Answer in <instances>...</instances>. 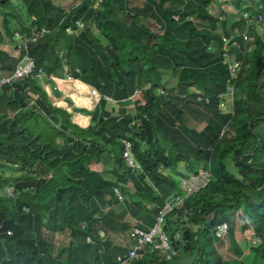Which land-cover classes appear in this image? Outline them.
I'll list each match as a JSON object with an SVG mask.
<instances>
[{
	"label": "trees",
	"instance_id": "obj_1",
	"mask_svg": "<svg viewBox=\"0 0 264 264\" xmlns=\"http://www.w3.org/2000/svg\"><path fill=\"white\" fill-rule=\"evenodd\" d=\"M124 1L103 0L94 7L95 0H81L63 12L48 36L28 47L36 73L42 70L48 78L63 71L61 51L75 53L89 85L102 96L94 111L77 109L92 115L89 127H79L66 110L53 106L35 76L0 88V264H118L129 247L117 244L114 236L127 232L131 216L140 217L141 228L153 226L173 192L183 195V201L165 216L163 230L175 255L166 259L149 248L131 264H227L215 246L216 227L223 222L241 263L264 264V28L258 16L252 15L248 27V50L242 38L240 47L231 50V57L243 63L234 82L241 96L232 100L223 41L215 32L219 21L210 11L214 0H146L134 10L124 7ZM14 2L30 19L28 28L17 30L18 39L23 41L32 27L50 28L45 0H0V10ZM148 16L162 33L143 23ZM126 17L129 24L122 19ZM195 18L210 28L198 29ZM79 20L83 29L76 25ZM235 27L247 29L241 17L221 22L225 36ZM69 28L71 45L64 36ZM127 44L125 68L117 52ZM9 56L0 49V61ZM16 64L5 66L10 74ZM170 69H182L188 78L168 88L164 74ZM192 87L201 89L209 103L198 102ZM137 90L136 115L125 108L117 115L107 110L104 95L121 103ZM190 101L210 112L202 130L186 123L183 107ZM222 102L227 110L221 109ZM38 119L49 129L39 135L29 125ZM124 141L131 143L135 167L126 163ZM111 147L118 150L117 168L110 173L116 182L99 168ZM203 168L211 171L212 181L185 195L179 177L184 170ZM135 171L140 175L132 184ZM7 186L14 196L5 193ZM119 202L124 208L117 212L111 205ZM98 226L105 238L96 234ZM67 230L69 252L60 258L53 253L51 235ZM247 231L260 241L250 243Z\"/></svg>",
	"mask_w": 264,
	"mask_h": 264
},
{
	"label": "crops",
	"instance_id": "obj_2",
	"mask_svg": "<svg viewBox=\"0 0 264 264\" xmlns=\"http://www.w3.org/2000/svg\"><path fill=\"white\" fill-rule=\"evenodd\" d=\"M45 1H46V8H47V16L50 21V26H49L50 28H47L48 30L50 29L52 30L58 25L60 17L63 15V12L70 11L71 9L76 7L78 4H80L81 2V0H45ZM145 2L146 0H125L123 6L128 8L129 10L130 9L134 10L133 8L143 7ZM239 2L242 7H238V5H235L236 3H239ZM176 5L180 7V3H176ZM248 7H252V3L249 0H214L213 5H211L210 7V11H211V14H213L214 16L216 15L215 14L216 11L218 10L222 13L223 16H225V18L227 17L238 18V17H241V12L246 10ZM126 18H130V17H126ZM151 19H153L152 16H148L147 18L145 17L144 20L142 18V21L151 20ZM208 25L210 27L209 23ZM29 26H30V19L27 16L25 8L23 6L20 7V4H17L14 2L10 5L2 7V10H0V49L3 50V52H7L8 54H10L8 59L5 58L3 61H0V76L10 75L9 73L10 71L7 70L5 66L10 65L13 62H15V64L18 63L15 58V55L21 54V57H22L24 53V49L22 45L23 41L21 39H18L15 36L12 37V35L10 34L6 35L5 30L11 28V30L16 29L17 31L18 29H22L21 27H23L24 29V28H28ZM218 27L215 32L219 34L222 38L225 35L223 34L221 28H220V31L218 30ZM12 42H14L15 45L17 46L14 48L18 49V51L14 53V57H12L11 51L6 48V46H9L11 48ZM66 53H67L66 59L63 62V66L64 64H68L73 70H75L76 68H79L80 72L78 73H80L82 76L77 75L78 73L75 72V79H73L72 81H69V80H66L65 73L64 71H62L57 76H53L51 78H48L45 76L41 79L39 78V80L41 82V86L43 87L44 91L47 94L48 101L53 106L66 110L70 114L71 121L74 124L78 125L81 128H87L92 124V115L79 112L77 111V109H86L89 111H94V109L97 107L99 100L101 98L100 99L98 98L99 92L89 85L88 77L82 73L81 67L79 65L78 57L75 55V53L71 50H69V52L66 51ZM75 62L77 64H75ZM173 70L174 69H170L169 71L165 72V74H170L171 71ZM164 81H165V78H164ZM176 86H173V87H176ZM94 91H96V93ZM137 96L138 94L135 93L133 96L129 97L126 102H121V103L116 100H115L116 102L107 100L109 103H107L106 108L107 110L111 111L113 115L119 114L122 108L123 109L125 108L127 113L131 115H136L137 110L135 106V99ZM189 103L187 102V104L183 107L185 119L188 116L186 110H190L188 106ZM203 110L204 112H206V116L203 115L202 117ZM203 110L202 108L197 106V109L194 110V113L197 112L199 116L198 115L195 116L196 114L189 113L188 121L192 123L189 125L190 127L197 128L199 130H202L205 127L206 119L210 116V112L205 109ZM190 112L192 111L190 110ZM82 117L87 119L83 123L80 120ZM198 118L199 119L201 118L202 120L200 121L198 120ZM186 123H187V119H186ZM110 152L108 151L103 154L101 163L99 164V168L105 172V177L107 179L111 180L112 182H116L115 175L110 174V173L117 168L116 160L118 156V150L115 147H111ZM184 171H185V176L186 174L190 172L188 170H184ZM139 175L140 173L138 171H135L134 175L130 179V182L132 184L135 183L139 179ZM106 208H108V206L105 208H101V210L97 213V216L103 215L107 210ZM111 208L119 212L120 210L124 208V203L119 202L118 204H112ZM131 219H132L131 227L127 230V232L123 234L120 233L114 236L117 244L129 247L131 243L128 238L129 230L133 226L139 227L138 224L140 225L142 224L140 217L138 216H131ZM96 229H97L96 234L97 233L99 234V232L102 231V228L100 226L96 227ZM55 237L56 238L54 242H57L56 241L57 236ZM119 237L120 238L127 237L128 240L125 243L124 241L121 243V241H118V239H120ZM56 245H57L56 243L55 244L53 243V251L55 250Z\"/></svg>",
	"mask_w": 264,
	"mask_h": 264
},
{
	"label": "built area",
	"instance_id": "obj_3",
	"mask_svg": "<svg viewBox=\"0 0 264 264\" xmlns=\"http://www.w3.org/2000/svg\"><path fill=\"white\" fill-rule=\"evenodd\" d=\"M253 3L254 10L246 9L241 12V19L245 21L247 29L244 32L240 31L239 27H235L230 36L222 37V52L224 63L228 68V79H227V93L231 96L232 100H234V95L236 91V87L234 82L239 79L242 71H243V63L241 60L235 59L231 57V50L233 48H239L240 42L238 38H242L244 50H248V44H250L251 40L249 37L248 27L252 22V15L256 14L258 16V22L261 23L260 29L262 30L264 27L262 26L264 21V5L259 0H249ZM103 0H95L94 7H99L102 4ZM221 21L225 20V16L221 15L219 17ZM76 25L79 26V29L84 28V23L82 21H76ZM72 30L69 28L66 30V34H72ZM50 34V30L47 28H31V32L27 37H24L23 40V49L24 53L21 59L15 66L14 71L8 76H0V88L5 84L11 83L14 79L18 78H29L35 76L37 78H43L46 76L45 72L40 70L36 73V63L35 59L29 53V45L30 43H35L39 40L44 39L46 36ZM15 37L20 38V33L18 31L15 32ZM215 45H212L214 47ZM66 51L63 50L60 52V56L66 59ZM63 71L65 73L66 80L72 81L75 79V72H80L79 68L73 70L68 64H64ZM96 93V91H94ZM137 94L140 93V90H137ZM190 93L196 94V100L198 102H202L203 100L206 103H209V98L204 97V93L201 89L192 87ZM223 95V94H222ZM98 98L101 96L98 94ZM104 98L108 101L116 102L111 97L104 96ZM221 109L227 110V104L225 102L221 103ZM126 151V163L129 167H135V161L133 159V155L131 152V143L129 141H124ZM213 175L209 169H201L198 172H190L186 176L179 177V185L181 191L185 195L193 194L203 188H205L211 181ZM115 192L119 197V200H124V196L121 194L118 188H115ZM5 193L8 196H14V189L10 186L5 188ZM183 201V195L179 193H171L170 196L167 197L165 202V207L160 211L159 215L156 217L155 223L148 229H143L138 226H133L128 232V238L130 240L129 251L126 257H118V264H131V262L135 259H140L147 253V250L153 249L158 252L166 259H170L175 255L171 247V243L168 235L163 230L165 224V216L179 206ZM23 210L28 211L27 207H24ZM228 224L223 222L216 227L215 235L218 239L225 237L228 234ZM99 236L101 238L106 237L104 231L99 232ZM260 241L259 238L256 239V242ZM87 242H91V237H87Z\"/></svg>",
	"mask_w": 264,
	"mask_h": 264
},
{
	"label": "rangeland",
	"instance_id": "obj_4",
	"mask_svg": "<svg viewBox=\"0 0 264 264\" xmlns=\"http://www.w3.org/2000/svg\"><path fill=\"white\" fill-rule=\"evenodd\" d=\"M215 14H216L215 16L217 17V20L219 21L217 23V26H219L218 27V30L220 31L221 22L222 21L219 19V17L222 15V13L217 10ZM124 20L127 23H130L131 22V18H124ZM143 20H144V18H143ZM143 23L146 26H148L149 28H151L152 30H155V31H157L159 33H162V28L160 27V24L154 18L151 19V20H145V21H143ZM194 24H195V26L198 29H201V30H204V31L205 30H208L210 28L209 25H208V22H204V21H201V20L196 19V18L194 19ZM263 27H264V21H263ZM5 31H6L5 32L6 35L10 34V35H12V37L15 36L14 33H15L16 29H12L11 30V28H9V29H6ZM64 36L67 39L68 44L71 45V43L73 41V38H74V34H66V33H64ZM14 47H17L14 42H12L11 48L9 46H6V48L11 51L12 57H14V53H16V51H18V49L17 48L15 49ZM129 48H130V46L127 44L126 47H124L123 49H121L120 51L117 52V54L119 56V59H120L122 65L125 68H128L129 67L128 66L129 65L128 60L126 59V56H125V52ZM15 58H16V60L18 62L21 59V54L20 55H15ZM75 64H77V63L75 62ZM77 75L80 76L81 74L78 73ZM164 78H165L166 86L168 88H170V87H173V86L178 85L180 81L187 79L188 78V73L182 71V69H174L173 71H171L170 74H165ZM235 92L236 93L234 95V99L235 98L237 99L239 96H241V93L239 92V90L238 91L236 90ZM188 106H189V109L192 111V112H190V110H186L188 116H189V113L196 114L195 116L198 115L197 112L194 113V110L197 109V106H199L200 108H202V110L205 109L197 101H190V103H189ZM203 115L206 116V112H204V110L202 112V117H203ZM188 116L186 117L187 124L190 125L192 123H190L188 121L189 120V117ZM80 120L83 123L87 119L84 118V117H82ZM198 120L201 121L202 119L201 118L200 119L198 118ZM29 125L31 126L32 129H34L33 132L35 134H37V135H39V131H44L45 132V131H48L49 130L48 127L45 125V123L42 122V120L39 123V119L38 120H31L29 122ZM51 136H53V135H51ZM57 142L61 143L62 140H60V138H57ZM203 169H206V168H203ZM55 236H57V240H56L57 242H54L55 241V238H56ZM55 236H52L51 235L52 240H53V243L54 244L55 243L57 244L55 246V250L53 251V253L57 257L64 258L65 256L68 255V252H69L70 233L67 230V231L62 232V233H59V234H57ZM245 236L249 240L250 243H253V241H256V239H257V238L254 237V234H253L252 231H247L246 234H245ZM127 240H128L127 237H122V238L118 239V241H121V243L123 241L125 243V242H127ZM215 246H216V249H217V253L222 256L224 262H226L227 264H242L241 261L239 260V258L236 256L235 252L230 247V240H229V235L228 234L225 237L221 238V239H217V241L215 243ZM242 258H244V257H242Z\"/></svg>",
	"mask_w": 264,
	"mask_h": 264
},
{
	"label": "clouds",
	"instance_id": "obj_5",
	"mask_svg": "<svg viewBox=\"0 0 264 264\" xmlns=\"http://www.w3.org/2000/svg\"><path fill=\"white\" fill-rule=\"evenodd\" d=\"M262 26H263V24H262Z\"/></svg>",
	"mask_w": 264,
	"mask_h": 264
}]
</instances>
